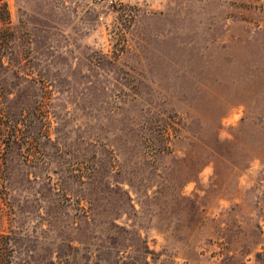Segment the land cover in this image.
<instances>
[{
  "label": "rangeland",
  "instance_id": "obj_1",
  "mask_svg": "<svg viewBox=\"0 0 264 264\" xmlns=\"http://www.w3.org/2000/svg\"><path fill=\"white\" fill-rule=\"evenodd\" d=\"M1 264H264V0H0Z\"/></svg>",
  "mask_w": 264,
  "mask_h": 264
},
{
  "label": "trees",
  "instance_id": "obj_2",
  "mask_svg": "<svg viewBox=\"0 0 264 264\" xmlns=\"http://www.w3.org/2000/svg\"><path fill=\"white\" fill-rule=\"evenodd\" d=\"M1 264V263H0Z\"/></svg>",
  "mask_w": 264,
  "mask_h": 264
}]
</instances>
